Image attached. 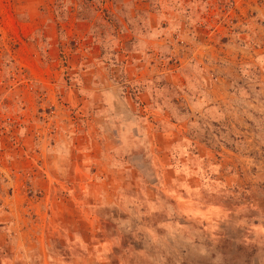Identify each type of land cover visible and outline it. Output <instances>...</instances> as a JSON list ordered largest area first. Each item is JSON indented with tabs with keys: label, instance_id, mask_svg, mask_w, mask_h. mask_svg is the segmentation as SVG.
Masks as SVG:
<instances>
[{
	"label": "rangeland",
	"instance_id": "1",
	"mask_svg": "<svg viewBox=\"0 0 264 264\" xmlns=\"http://www.w3.org/2000/svg\"><path fill=\"white\" fill-rule=\"evenodd\" d=\"M0 264H264V0H0Z\"/></svg>",
	"mask_w": 264,
	"mask_h": 264
}]
</instances>
